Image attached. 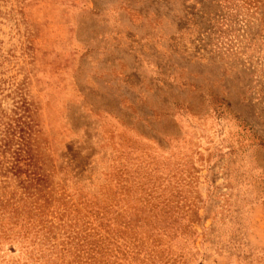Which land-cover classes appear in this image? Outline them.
Here are the masks:
<instances>
[{
  "label": "rangeland",
  "instance_id": "1",
  "mask_svg": "<svg viewBox=\"0 0 264 264\" xmlns=\"http://www.w3.org/2000/svg\"><path fill=\"white\" fill-rule=\"evenodd\" d=\"M0 264H264V0H0Z\"/></svg>",
  "mask_w": 264,
  "mask_h": 264
}]
</instances>
